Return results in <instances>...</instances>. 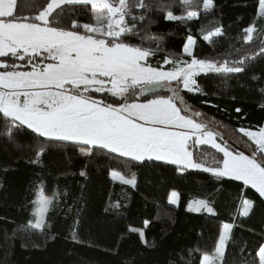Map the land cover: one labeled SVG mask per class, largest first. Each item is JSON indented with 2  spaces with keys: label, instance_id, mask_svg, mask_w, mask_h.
<instances>
[{
  "label": "trees",
  "instance_id": "obj_1",
  "mask_svg": "<svg viewBox=\"0 0 264 264\" xmlns=\"http://www.w3.org/2000/svg\"><path fill=\"white\" fill-rule=\"evenodd\" d=\"M35 2L42 6L47 0ZM129 2L132 14L143 15V21L137 25L139 35L126 37L127 42L156 48L147 37L161 40L162 51L148 58L153 67L169 69L172 66L164 60L173 55L228 66L249 57L243 65L235 64L243 67L242 72L199 74L195 89L181 90L180 95L181 106L190 110L189 115L201 113L194 118L215 130L219 143L251 154L255 145L239 129H264V54L255 55L264 43V18L257 16L259 0H211L208 9L204 0H193L189 10L196 11L197 17L187 21H169L161 10L170 6L174 15L186 16L182 0H144L148 8L137 7L139 0ZM31 11L23 10L25 15ZM72 19L95 23L91 13L80 11L62 13L56 22L68 25ZM250 26L255 27L253 40L246 43L245 29ZM218 27L222 36L212 38L214 42L203 39ZM188 36L195 41L191 57L183 54ZM14 131L10 139L0 118V264H200L215 249L223 224L233 222L221 264H241L245 259L259 264L264 199L241 182L217 179L200 170L180 172L177 165L163 161L132 162L101 149L86 155L85 146L67 143L45 141L46 150L37 156L44 138L26 127ZM221 133L229 136V142ZM189 145L194 156L209 165L222 156L208 145L192 141ZM112 171L126 178L135 175L136 186L114 181ZM49 190L52 204L44 225L32 228L29 222H37L34 201L40 191ZM171 191L178 194L177 207L167 202ZM241 198L253 202L246 217L237 216ZM192 199L208 201L215 215L189 211ZM133 228L138 231H130Z\"/></svg>",
  "mask_w": 264,
  "mask_h": 264
},
{
  "label": "snow or ice",
  "instance_id": "obj_2",
  "mask_svg": "<svg viewBox=\"0 0 264 264\" xmlns=\"http://www.w3.org/2000/svg\"><path fill=\"white\" fill-rule=\"evenodd\" d=\"M192 2L182 0L186 16L174 15L170 6L161 10L166 11L169 21L191 20L197 17L196 11L189 10ZM136 6L150 7L144 0ZM211 6V0H204L205 9ZM132 7L129 0H47L42 6H37L35 0H0V58H4L0 59V118L8 128V137L13 139L14 130L26 127L44 138L37 156L46 150L45 141L85 146L82 151L86 155L101 149L132 162L163 161L177 165L180 172L196 169L217 179L239 181L264 198V129H239L255 145L246 155L217 142L207 125L194 118L201 113L189 115L190 110L181 106L184 98L180 91L192 92L197 75L242 72L243 67L235 64L243 65L249 57L228 66L227 62L194 57L189 61L173 55L164 60V64L172 65L171 69L153 67L148 58L162 51L161 40L147 37L156 48L135 46L126 40L130 35H139L137 25L143 21V15L132 14ZM24 9L34 11L25 15ZM72 11L91 13L95 23H80L77 19L68 25L56 22L57 16ZM258 15L264 18V0H259ZM254 31V26L245 29L246 43L253 40ZM222 35L218 27L204 34L203 39L214 42L212 37ZM194 44L193 37L188 36L183 54L191 57ZM258 47L255 55L264 54V43ZM140 97L145 98L143 102H138ZM189 141L208 145L222 156L214 157L209 165L194 156ZM111 175L136 186L135 175L126 178L118 171ZM241 199L240 214L248 216L253 202ZM34 203L39 205L34 215L40 219L29 223L41 229L52 201L40 196ZM195 204L196 210L205 209L215 215L208 201L197 200ZM232 227L223 224L215 248L218 258L224 257ZM257 255L259 264H264V246ZM208 260L205 255L204 264ZM241 264L254 262L245 259Z\"/></svg>",
  "mask_w": 264,
  "mask_h": 264
},
{
  "label": "crops",
  "instance_id": "obj_3",
  "mask_svg": "<svg viewBox=\"0 0 264 264\" xmlns=\"http://www.w3.org/2000/svg\"><path fill=\"white\" fill-rule=\"evenodd\" d=\"M166 65V64H165ZM169 68H171V67H169ZM165 69V68H164ZM165 70H167V69H165ZM194 89H195V86H194ZM208 130H211V129H209L208 128ZM261 129H259V130H249V131H252V132H259ZM214 134L216 133L215 132V130H211ZM220 136V135H219ZM216 138V137H215ZM110 176H111V178L114 180V181H117V182H119V183H122L120 180H119V178H113L112 177V175L110 174ZM239 182V181H238ZM122 184H124V183H122ZM127 185V184H126ZM130 186V185H129ZM254 190V189H253ZM255 191V190H254ZM174 191H171L170 193H169V196H168V200H167V202H168V204L170 205V206H172V207H177V205H178V201H179V199H178V194L176 195V197H173L172 196V193H173ZM264 199V198H263ZM197 200H202V199H192V200H190L189 202H188V204H187V209L189 210V208H192L193 210L191 211V212H194V213H203L204 215H207V216H211L212 214H209L205 209H199V210H196V208H197V205L195 204V201H197ZM170 201H174V202H170ZM242 200H241V202H240V204H239V207H238V209H237V216L239 215V216H241V217H246V216H243V215H241L240 213H241V211H242ZM232 225H233V227H232V229H231V232H230V237H231V234H232V231H233V229H234V226H235V223L233 222V223H231ZM223 231V226H222V228H221V232ZM220 232V233H221ZM228 242V241H227ZM227 244V243H226ZM217 245V244H216ZM262 246H264V244L262 245ZM215 248H216V246H215ZM226 248V247H225ZM224 251H225V249H224ZM205 256V255H204ZM203 256V257H204ZM207 256H208V258H209V260H208V264H221V261H222V258H218L217 256H216V253H215V249L213 250V252L211 253V254H207ZM203 257H202V259H201V262H200V264H204V261H203ZM258 260H259V257H258Z\"/></svg>",
  "mask_w": 264,
  "mask_h": 264
},
{
  "label": "rangeland",
  "instance_id": "obj_4",
  "mask_svg": "<svg viewBox=\"0 0 264 264\" xmlns=\"http://www.w3.org/2000/svg\"><path fill=\"white\" fill-rule=\"evenodd\" d=\"M258 12H259V8H258ZM257 16H259V15H257ZM212 38H214V37H212ZM191 60V59H190ZM189 60V61H190ZM168 65H170V66H172L171 64H168ZM169 69H171V68H169ZM168 70V69H167ZM195 79H196V77H195ZM194 89V88H193ZM220 137H222L223 139H224V141L225 142H229V136H227V135H225L224 133H221L220 134ZM218 142V141H217ZM83 159L84 160H87V157L85 156V157H83ZM188 170H196V169H188ZM51 195H52V192L49 190V191H44V192H42V191H40L39 192V194H38V196H37V198H36V200L38 199V197H40V196H42L43 198H45V199H49V200H51L52 199V197H51ZM39 207V205L37 204V208ZM46 214V213H45ZM45 214H44V217H45ZM37 216V221L40 219V217L38 216V215H36Z\"/></svg>",
  "mask_w": 264,
  "mask_h": 264
}]
</instances>
